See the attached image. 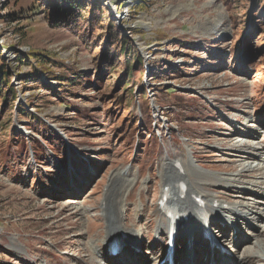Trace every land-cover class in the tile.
<instances>
[{
  "label": "rangeland",
  "instance_id": "374dc122",
  "mask_svg": "<svg viewBox=\"0 0 264 264\" xmlns=\"http://www.w3.org/2000/svg\"><path fill=\"white\" fill-rule=\"evenodd\" d=\"M47 1L0 0V66L14 92L0 115V264H153L167 242L148 219L161 171L176 159L210 178L245 169L244 179L261 185L209 179L206 193L248 215L226 205L217 248L182 237L175 263L233 264L247 251L264 253V22L253 0H88L107 11L87 45L80 31L49 23ZM108 20L141 61L128 85L118 80L129 59L115 71L96 63ZM117 177L121 224L141 229L139 240H125L115 259L104 249L97 258L90 241L106 236L103 200Z\"/></svg>",
  "mask_w": 264,
  "mask_h": 264
},
{
  "label": "bare ground",
  "instance_id": "6f19581e",
  "mask_svg": "<svg viewBox=\"0 0 264 264\" xmlns=\"http://www.w3.org/2000/svg\"><path fill=\"white\" fill-rule=\"evenodd\" d=\"M239 141V140H238ZM249 146L248 143H243L242 145H238L239 148ZM256 153V152H252ZM252 155L247 154V156ZM246 155H242V158H247ZM161 191L159 192L158 202L155 206V210L153 215L149 217L148 222L158 223V228L153 230V234H159V232H163V228L174 227L175 234V249L179 248L177 241L180 240L181 237H177L180 232L182 234L190 233L195 236L197 230L204 229L207 224H209L210 230L213 233H216L214 228V220L216 219L218 213H222L221 209H223L226 203H220L219 201L213 199V197L205 192V187L208 185V180L212 179L216 184L222 185L225 184L229 188H241V190H254L252 187H257L261 185V182L255 181H246L244 179L245 169H242L239 173H234L230 178H210L205 173H201L198 170L194 169L192 164H185L183 162H179L178 159L170 160L165 168L161 171ZM120 177L115 178L110 184V187L107 190V196L103 200L105 203L104 210L102 211L103 219L107 223L105 232L101 230V226L95 225L91 228H94L95 231L100 229L106 236L104 237V245L103 242L100 241L97 244H94L90 241L93 250H97L98 257L103 258L102 251L104 249L105 255L108 252V249L111 246H117L119 248V253L122 254V245L125 240L133 241L135 238L139 240V233L141 229H138L135 225L131 227L125 228L121 222V214L118 210V202H119V193L120 189L117 186ZM239 185H245L239 187ZM118 196V197H117ZM163 196H167L168 199L165 204H160V201L163 199ZM242 206L243 203H240ZM217 206V208H214ZM222 207V208H221ZM151 208V207H150ZM148 206L143 208L144 212H147ZM150 210V209H149ZM223 211V210H222ZM171 212V213H170ZM227 212L240 216L241 213H245L244 217L248 215V211H238L234 206L228 205ZM247 213V214H246ZM251 213L250 215H252ZM148 224H145L146 229ZM247 227L251 228V225L247 224ZM143 230V229H142ZM92 231L91 233H94ZM257 233V231H255ZM248 234L250 237H255V234ZM99 236V234H97ZM259 236L256 234V237ZM126 238V239H124ZM170 240V238H168ZM246 239H242L238 242V246L241 245ZM257 240V239H256ZM264 244V240H263ZM100 245L102 246L100 248ZM139 245V241L135 242V246ZM264 246V245H263ZM167 245L165 246V248ZM264 248V247H263ZM107 249V250H106ZM264 250V249H263ZM15 251L19 254L21 250L15 248ZM255 251V252H254ZM94 252V251H93ZM248 252V253H247ZM243 258L241 259L240 264H252L253 262L261 261L264 264V253H260L259 249L247 251ZM159 252V257L153 258L155 263L161 260L163 256ZM95 254V253H94ZM95 254V255H97ZM152 259V258H151ZM90 260H95L93 257H90ZM83 263L85 261L80 259ZM132 262L131 264H137L139 262L137 259L129 260ZM153 261V262H154Z\"/></svg>",
  "mask_w": 264,
  "mask_h": 264
},
{
  "label": "trees",
  "instance_id": "16d2710c",
  "mask_svg": "<svg viewBox=\"0 0 264 264\" xmlns=\"http://www.w3.org/2000/svg\"><path fill=\"white\" fill-rule=\"evenodd\" d=\"M264 0H253L254 3V12H255V18H257L260 22H264ZM101 2V0H100ZM47 18L49 20V23L52 25H63L66 27V29L70 31H80L79 36L81 40L87 45V41H90L87 38V34H90L92 26L95 24L97 19L102 17V14H104V11L107 9L101 8L99 3L97 2H89L88 0H48L47 1ZM87 9L86 15V27L83 26L82 28L79 27V25H76V19L79 17V13L82 10ZM103 9V10H102ZM107 11V10H106ZM113 21H107L106 27L103 29V35H98V41L101 39H105L103 46L100 48V58L96 61L97 65H100V61H104L105 64L109 65L110 69L112 71H115L119 68V58L125 57L126 60L123 64V70L124 75L120 80H118V83L124 81V85H128L129 81L127 78H129L130 74L132 73L133 69H139L141 66L140 58L138 57V53L136 49L131 45V43L125 39L122 38L119 34V32L116 30V27L112 23ZM79 27V28H78ZM100 27V26H99ZM88 29V30H85ZM261 34H264L262 31ZM97 39V37H96ZM107 39V40H106ZM91 43V42H90ZM91 46V44L89 45ZM92 47V46H91ZM90 49V47L88 48ZM117 56V58H116ZM22 61V60H21ZM44 62V63H43ZM38 60V63L40 66H45V61ZM35 79H37V82H39V77L36 74H32ZM118 75V74H117ZM10 75L7 70L3 66H0V97L2 98V107L0 110V115L5 110V103H9L10 100L8 98L14 97L13 90H9V87L11 88L9 84ZM68 79L66 76L58 77V81H65ZM67 83V82H66ZM74 83V81L70 82ZM128 86L123 87V91H126ZM6 89V90H4ZM129 90H127L128 92ZM11 96V97H9ZM144 98V95L142 96ZM8 111V108L6 109V112ZM19 115L22 117H26L29 120L34 121V118L31 117V114H28L25 112L26 110L22 108H18ZM23 145V143H21Z\"/></svg>",
  "mask_w": 264,
  "mask_h": 264
}]
</instances>
